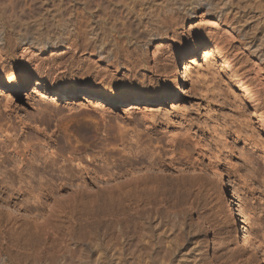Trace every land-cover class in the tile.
<instances>
[{"label":"rangeland","instance_id":"obj_1","mask_svg":"<svg viewBox=\"0 0 264 264\" xmlns=\"http://www.w3.org/2000/svg\"><path fill=\"white\" fill-rule=\"evenodd\" d=\"M4 3L14 7L9 12L11 18L2 12ZM41 5L40 0H0V27L5 29L2 36L11 32V25L16 30H23L24 25V29L37 27L39 18L47 15ZM230 5L222 19L227 25L222 21L221 26L231 28L233 37L216 45L228 56L232 71L241 74L246 84L236 83L223 66L221 56L212 57L209 65L199 53L184 78L180 97L152 110L149 106L95 107L90 102L82 104L43 95L41 91L57 88L77 95L109 92L120 100L129 95L149 96L152 100L167 93L160 91L169 82L140 65V57L145 56L149 58L146 65L153 66L150 57L155 44L146 46L147 50L141 43L132 45L123 51L115 70L109 58L97 49L77 46L74 50V37L66 41V33H54L53 26L47 29L50 35L45 41L55 39L56 45H48L45 52L30 46L25 58H20L19 53L28 45L21 46L14 33H9L14 37L2 49L0 71L9 69L24 74L12 86L0 90V159L8 154L15 160H8L9 171L6 178L0 179V222L5 225L12 219L5 202L19 217L18 222L31 229L32 216L45 219L50 206H55V218L52 216L53 222L48 223L55 222L56 239L46 244L42 264H51L54 254L59 258L53 264H97L93 253L84 262L80 252L64 250L70 229L76 242L93 228L101 233L104 242L110 238L115 242L121 230L123 239L133 237L131 247L135 250L136 232L145 222L151 224L154 244L165 257L152 264H264V174L260 176L264 172V128L253 115L246 95L257 89L259 81L264 82V0H231ZM195 10L167 16V25L176 32L162 41L160 49L172 48L181 67L192 45H212V34L204 30L200 14L194 16ZM49 21L48 18L51 25ZM76 42L82 41L76 38ZM257 95V103L264 106V93ZM10 141L12 147L6 148ZM22 150L34 156L36 172L19 176L14 167L22 158L17 156ZM79 162L83 163L81 171L76 167ZM137 169L147 175L135 172ZM119 174L126 181L119 180ZM112 175L117 180L107 183L106 178ZM37 176L43 177L44 186L55 184L52 190L44 188L38 206L30 196L17 190L18 182L24 185L31 181L29 185H34ZM230 183L238 190L240 203L248 208L246 220L237 214V205L231 201ZM75 185L79 186L72 190ZM222 200L226 204L221 205ZM207 210L216 213L200 230V238L205 240L196 245L200 255H195L184 242L175 253L178 254L167 261L164 252L171 222ZM11 256L12 264L23 261L15 252Z\"/></svg>","mask_w":264,"mask_h":264},{"label":"bare ground","instance_id":"obj_2","mask_svg":"<svg viewBox=\"0 0 264 264\" xmlns=\"http://www.w3.org/2000/svg\"><path fill=\"white\" fill-rule=\"evenodd\" d=\"M40 1L41 3H43V6L41 5V8L43 7L42 9V11H44L43 13L47 15L49 14V16L47 15L42 16L41 14L40 16L42 17L39 18L40 22H38V20L36 21L38 22L37 27L34 26L31 29L29 28L24 29L25 27L24 25L23 28L21 27L23 30H21L19 28L20 24L18 25L16 23L18 25L17 29H20L21 31L16 30V28L11 25L10 27L11 32L8 31V34L4 36H2V34L5 31V29L0 27V41L2 42L0 44H3V47L1 46L2 48H0V55H1L2 49L6 45H8V43L11 40V37L13 36L12 35L10 37L9 33H12V34L14 33L15 37L14 36L13 37L15 38V40L18 41V43L21 44V46L28 45L27 48H23L24 51L22 50V52L19 53L20 58H25L24 57L25 53L27 49H29L30 46L35 47L36 49L38 48V50H40L41 52H45L46 47L48 45L53 46V45H56L57 43L56 41H54L55 39L52 38V36L51 38L54 40L45 41L46 39H48L47 37H49L50 35L47 29H50L51 28L50 26H53L52 30L54 31V33L59 34V35L60 34L65 35L66 33L65 35L67 36L65 37L66 41L69 40L70 37L72 36L74 37V40L71 39L73 41L72 46H74V50H75V47L77 46L78 47L81 46L82 49H87V48L91 49V51L94 49L95 50L97 49L100 52L99 54H105L109 58L110 61L109 60L108 61L111 62L110 63V65L112 64L111 66L115 67V70H117L116 68L120 63L119 62L120 56L124 54L123 51L127 52L128 48L131 47L132 45L136 44L137 46L139 45V43H141L143 45L142 47L144 46L146 47L149 44L150 45L155 44L154 45L155 49L152 50L151 57H150L151 61L153 62V66L152 65L150 66L149 64L146 65L148 63L147 61L149 60V58L147 57L148 58L147 59L145 56H144L145 59H143L144 57H142V59L140 57L139 59L140 65L150 70L151 72H154L155 75L156 74L161 75L169 79L167 87L164 88L162 91H160V92H167V93H164L152 100L149 99V96L135 97L132 95H129L126 99L120 100L118 98H115V96L109 92H103L100 95L94 91H89L86 94L77 95L74 92L66 91L65 89H57V88L43 89L41 91V94L43 95L49 94V95H53L61 99L75 100L76 102H79L82 104L83 103L86 104L87 102H90L95 107L96 106L98 107L99 106H102V107L124 106L123 108L130 109L133 107L149 106V109H150L155 106L162 105L166 101L174 100L180 97L182 93L181 85L184 84V78L186 74H188L191 71L192 64L196 62V59L198 58L197 56H199V53H201L206 63L210 62L211 58L214 56H218V57L221 56V61H222L223 66L226 67V69L231 72L232 78L236 81V83L240 85L246 84V80L244 77H242L241 74H237L232 71L233 70L231 69L232 65L230 64L231 62L229 61L228 56H225L226 53L223 54L222 50L221 49L219 50L218 45H216L219 43V41L224 43V41H227L228 38L230 39L233 37L231 28H228V26H224V25L221 26L222 21L225 22V20H222V19L224 15L230 9L231 0H51V1L40 0ZM46 6H50L52 8L46 7ZM13 8H12L11 3L8 5L4 3L3 10L4 9L5 10L2 12L12 13ZM191 8L196 9L195 10L196 12H194V16L195 14L197 15V13L200 14V22L202 23L204 30L212 34L213 40L210 41L212 45L206 48H200V46L197 44L192 45L188 49V58L183 60L182 67H181V65L179 66L178 64L180 60L178 56H175V52L173 51V49L167 46H166L167 48L162 47L160 49V45L162 46V44L164 43V42L162 43V41L164 39L169 38V36H172L176 32L174 28L167 25V16H171V13H173V15L174 14L179 15V13L186 12L187 9H191ZM45 11H47V13ZM11 13L8 14V16L10 15V18H11ZM13 16L14 15L12 14V17ZM48 18L50 20L49 22H52L51 25H48V22H47ZM1 19L3 18L1 17V14H0V20ZM12 22H13V19H12ZM6 23L7 22H5V24ZM225 25H227V23ZM52 30H50V32ZM76 38L81 39L82 42L78 44L76 42ZM61 39L64 41L63 37ZM20 44H17V45H20ZM145 49L147 50L148 48L146 47ZM4 52L6 51L4 50ZM156 52H160V53L156 55L155 54ZM32 54H33V51H32ZM140 54H143V53H140ZM157 61H159V64H156ZM124 67H127V66H124ZM170 67H172L171 70H169ZM23 74L24 73L20 71L13 72L12 70H9V69H5V70L3 69V71H0V90H2L3 88H8L12 86L13 82L18 77L20 76L23 77ZM25 75H27V73ZM170 75H172L171 78H170ZM259 82H258L257 89L254 92L253 91L250 93L246 92V95L248 96V98H250L249 102L252 108L253 115H255L258 118L259 122L261 123V126L264 128V106H260L257 103V100L260 98V96L257 94L260 91L264 93V88L263 89L261 88L263 87L262 86L263 81H259ZM33 90L36 92L37 89L35 88ZM10 143L11 141L5 147L6 148L10 147L11 146ZM16 147L17 146L13 147V149H15ZM26 152L27 151L22 150V153L17 155L18 157L22 156V158L19 160V163L16 164L14 167L15 173H17V175L19 176L23 174H29L31 172H36L34 171L35 170L34 161H33L34 156H28L26 155ZM8 160L15 161L13 160L12 157L8 156V154L2 156L0 159V179L1 180L6 178V174L9 171V169H7V166L9 163ZM82 165L83 163L79 162L76 164V167H78L81 171V169L83 168ZM137 170L135 172H139L143 176L147 175L146 171H143L142 169H137ZM263 174H264L263 171L260 172L261 177H263ZM82 176L83 175H81V177ZM115 176L112 175V177L106 178V182L113 183L115 182V180H117V178L119 180L126 181L125 179L126 177H124L123 175L119 174L117 178H113ZM127 177L130 178L128 175ZM42 179H43L42 176H37L36 182H35L36 184L34 185H29L31 184V181H28L27 184H24V185H21L20 182H18L19 184H18L17 190L20 189L22 190L23 194L30 196L37 203V204L35 203L36 206L41 204V202L39 201L41 198V192L44 190V188L47 187L50 190L51 188L53 189L55 185L49 182L47 186H44L42 185L43 183ZM133 179L131 177V180ZM111 184L109 187H112ZM78 186L79 185H75L74 188H72V190L76 189L75 187H78ZM229 186L232 192L231 201L233 202V204L237 205L236 207L237 214L240 217H242L243 220L248 219L247 215L245 214L248 208L244 207L243 206L244 204L242 205L240 203V199H239L240 197H239L238 190L231 183L229 184ZM113 187H114V184H113ZM112 188H108V189L110 190ZM78 190H75V191L78 192ZM82 190L86 191V189H82ZM112 192L113 190L111 191V193ZM71 193H74L75 195L74 191ZM71 193L68 194L70 197L73 196ZM5 203L6 205L8 204V202H5ZM19 203H22V202H18L17 204ZM220 204L221 205L226 204V201L222 200V203L220 201ZM263 204H264V201H263ZM6 205H4V207L6 211L8 212V214L12 215V219L10 220V223H8L7 221L5 225H2L0 222V227L2 228L1 229L2 242L0 243V264H12L9 255L11 256L13 252H15L18 255V257L21 256V258L23 259V261H20L18 264H42V259L44 257V250L46 248L45 247L46 244L49 241H54L56 239L55 238L56 229H54L55 222L53 223L54 225L49 224L53 222L51 221V218L54 215L53 207L55 206L53 207L50 206L47 217L45 216V219L43 218L42 220H39V218L37 219L34 216H32L31 219H32V222L34 223V229H31L27 225H24V224L22 225L23 222L19 223L18 222L19 217L15 215ZM213 210L199 212L193 216L191 215L181 216L180 218H176L171 222L168 228L169 233H167V239H168L167 240L168 241L167 251L164 252V253H167V257H166L167 261L170 262L172 258L178 254L177 253L175 255L177 249H179V251L181 250L180 249L181 245L184 242H188V245L191 248L190 250H194L192 252H195V255H200L199 253L200 251L197 252L196 245L199 244L200 242H203V243L205 242L204 237L200 238V233H201L200 230L204 228L203 225L205 223L207 225L208 224L207 222L212 220V218L214 217L216 212H214ZM49 218H50V221H49ZM8 224L10 225L8 226ZM247 230L248 232L250 231L249 228H247ZM67 232H68L67 234L70 235V237H68V239L65 240V243L63 245V247L65 248L64 250L67 252H70V251L80 252V255L84 262L88 261L87 258H89L91 253L96 255L95 261L97 264H152L154 261H159V260L161 261L162 257L165 258L162 252H161L162 256L159 254V249H158L159 247L157 248L156 242L154 244L153 230L149 222L142 223L140 225L139 233L136 232L138 234V237H137L138 240H137V244H134L137 246L135 250H133L132 248L134 247L132 246L133 242H135L133 241V237H131L130 239L129 238L123 239V232L121 230L118 231L115 242H113L111 238L108 241L104 242V239L102 238L101 233H99L97 228H93V230L87 233V236L81 237L82 239L81 238L79 239L80 242L75 241V238L73 236L74 233L72 229L68 230ZM40 240L41 242L39 243ZM58 258H59L58 255L56 254L52 255L51 264L55 263ZM184 261L185 260L183 259L181 262H184Z\"/></svg>","mask_w":264,"mask_h":264}]
</instances>
